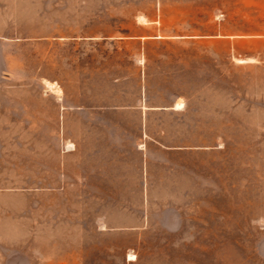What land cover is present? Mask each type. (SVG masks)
<instances>
[{"label": "rangeland", "instance_id": "obj_1", "mask_svg": "<svg viewBox=\"0 0 264 264\" xmlns=\"http://www.w3.org/2000/svg\"><path fill=\"white\" fill-rule=\"evenodd\" d=\"M0 264H264V0H0Z\"/></svg>", "mask_w": 264, "mask_h": 264}, {"label": "crops", "instance_id": "obj_2", "mask_svg": "<svg viewBox=\"0 0 264 264\" xmlns=\"http://www.w3.org/2000/svg\"><path fill=\"white\" fill-rule=\"evenodd\" d=\"M240 62H242V61H240ZM178 106V105H177ZM165 108H167V107H163V109H165ZM176 109V108H175ZM151 110H153V109H151Z\"/></svg>", "mask_w": 264, "mask_h": 264}]
</instances>
